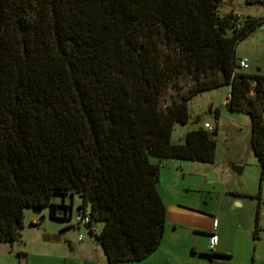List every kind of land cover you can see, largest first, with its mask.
Masks as SVG:
<instances>
[{"label":"trees","instance_id":"trees-1","mask_svg":"<svg viewBox=\"0 0 264 264\" xmlns=\"http://www.w3.org/2000/svg\"><path fill=\"white\" fill-rule=\"evenodd\" d=\"M220 1L0 0V242L18 240L24 208L55 218L72 211L52 196L75 193L88 231L101 223L105 264L145 258L164 229L159 159L214 158L215 127L170 143L172 125L187 121L189 99L221 85L226 109L248 115L263 166L264 75L237 70L234 47L264 18L219 14Z\"/></svg>","mask_w":264,"mask_h":264},{"label":"rangeland","instance_id":"rangeland-1","mask_svg":"<svg viewBox=\"0 0 264 264\" xmlns=\"http://www.w3.org/2000/svg\"><path fill=\"white\" fill-rule=\"evenodd\" d=\"M229 9L238 16H260L264 11V0H221L218 13L221 14ZM227 33L229 34L228 30ZM240 57L247 58V67L245 69L236 68L237 70L247 74L264 75V23L252 29L235 44V61ZM179 91L180 89L177 86L168 87L164 90L160 97L161 105L164 106L170 97L179 93ZM227 91L228 86L221 85L194 95L187 102V121L184 124L174 123L170 132V143H182L187 131L201 127L203 123H208L211 128L215 127L213 161L159 159L161 175L158 187L162 188L169 185H174L177 189L187 187L190 190L188 194L191 197L198 199L199 202H201V199H206L208 203L210 202V205H214V199L210 197L211 193H208V191H213V194L219 193L220 200L228 202V197H223L221 194L226 190L233 191L237 194V199L242 201V206L234 204L230 206L231 211L235 214L250 217L254 216L257 210V225L262 232L264 228V164L262 167L259 165L249 145L250 121L248 115L244 112L230 111L224 106V97ZM149 160L155 162L156 158L152 156ZM234 166L240 169L237 171L233 168ZM208 173H213L215 179L212 181L208 180ZM202 187H205V190ZM259 189L261 192L260 199L256 196ZM51 201L57 205L60 203L66 206L70 205L72 212L81 202L75 193L71 196L69 194L64 196L53 195ZM257 203L258 208L256 209ZM86 208L88 209L87 204ZM48 211L49 207L47 206L41 208L38 213H32L30 208H24L22 227L18 230L19 239L12 244L16 245L18 242L19 245H28L37 234L34 228L40 227L42 223L30 225L29 223L32 221L27 220L28 216L36 218L43 216L46 227H57L60 225L53 233L58 235V240L69 241L74 247L80 245L86 248L87 253L91 255L90 257L93 260L86 259L81 261L80 264H84L83 262L85 261L93 264H105V256L101 247L96 244L93 234L100 229V222L94 223L95 232L93 233H90L85 226H80L78 230L72 226L61 229L63 224L68 223L67 220L56 221L51 219L48 216ZM42 233H45V231L41 230L40 235ZM78 234L82 236L81 242L76 240ZM5 244L9 245V243ZM21 255L24 256L23 254ZM12 257L14 258L13 254ZM0 260L4 261L1 258ZM68 262L67 259L52 258L47 264H69ZM23 263L36 264L29 255L26 262L23 261Z\"/></svg>","mask_w":264,"mask_h":264},{"label":"crops","instance_id":"crops-1","mask_svg":"<svg viewBox=\"0 0 264 264\" xmlns=\"http://www.w3.org/2000/svg\"><path fill=\"white\" fill-rule=\"evenodd\" d=\"M160 175L161 166L158 171L157 191L164 204L165 214L164 229L159 243L142 260L121 264H264V228L261 232L257 221L255 222V214L248 217L231 211L230 206L234 204L242 206V201L237 199L236 193L226 190L221 194L228 197V202L220 200L219 193L213 194V191H208L211 193L210 197L214 199V205H210L206 199L199 202L198 199L191 197L187 187L180 189L174 185L158 187ZM202 188L205 190V187ZM260 197L261 192L258 199ZM60 215L58 209L54 211L55 218H49L56 221L67 220L68 223L63 224L61 229L72 226L67 214L59 217ZM212 217L217 220L215 229L217 242L214 252L208 254L206 244ZM35 219L39 220L30 215L27 218L28 221ZM37 223L41 225L34 228L37 234L28 245H19L18 242L16 245H7L0 242V258L4 260H0V264H22L23 261L26 262L28 255L36 264H47L52 258L67 259L69 264H80L86 259L93 260L83 246L74 247L65 239L49 241L41 238V230L53 234L60 225L46 227L43 216ZM72 227L78 230L80 226Z\"/></svg>","mask_w":264,"mask_h":264},{"label":"built area","instance_id":"built-area-1","mask_svg":"<svg viewBox=\"0 0 264 264\" xmlns=\"http://www.w3.org/2000/svg\"><path fill=\"white\" fill-rule=\"evenodd\" d=\"M264 18V11L262 12V14L260 15ZM236 65L238 68L240 69H245L247 67V58L245 57H240L236 60ZM254 85V81L250 80V87L248 89V94L249 95H253L254 91L252 89ZM230 98L229 93L227 91V93L225 94L224 97V101H227ZM202 128H204L205 130H211V126L208 123H203L202 124ZM69 221H70V225H77V226H86L87 222H88V216L86 214L85 211L81 210V209H75L70 215H69ZM38 219L32 220L31 223H37ZM216 225H217V220L215 217L211 218L210 221V231L208 233V237H207V244H206V251L208 254H212L214 252V248L217 242V236L215 234V229H216ZM76 240L78 242H80L82 240V236L81 234H78L76 236Z\"/></svg>","mask_w":264,"mask_h":264},{"label":"water","instance_id":"water-1","mask_svg":"<svg viewBox=\"0 0 264 264\" xmlns=\"http://www.w3.org/2000/svg\"><path fill=\"white\" fill-rule=\"evenodd\" d=\"M235 170H237L238 171V169H240V168H238V167H233ZM215 179V175L213 174V173H208V180H210V181H212V180H214ZM80 195H77V198L78 199H80ZM58 209H60V208H58ZM31 210V212L32 213H38L39 211H40V209L39 208H32V209H30ZM60 210H62L61 211V215L62 216H64L65 214H67V216H69L70 215V209H66V208H62V209H60ZM96 244H98L97 242H96ZM84 264H93V263H91V262H88V261H85V262H83Z\"/></svg>","mask_w":264,"mask_h":264}]
</instances>
